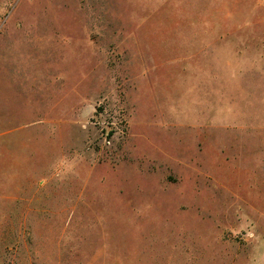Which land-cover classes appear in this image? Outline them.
<instances>
[{"label": "rangeland", "instance_id": "374dc122", "mask_svg": "<svg viewBox=\"0 0 264 264\" xmlns=\"http://www.w3.org/2000/svg\"><path fill=\"white\" fill-rule=\"evenodd\" d=\"M0 264H264V0H0Z\"/></svg>", "mask_w": 264, "mask_h": 264}]
</instances>
